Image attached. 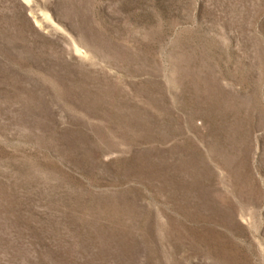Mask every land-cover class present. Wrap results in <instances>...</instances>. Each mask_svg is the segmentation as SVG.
<instances>
[{
    "label": "rangeland",
    "instance_id": "1",
    "mask_svg": "<svg viewBox=\"0 0 264 264\" xmlns=\"http://www.w3.org/2000/svg\"><path fill=\"white\" fill-rule=\"evenodd\" d=\"M0 264H264V0H0Z\"/></svg>",
    "mask_w": 264,
    "mask_h": 264
}]
</instances>
